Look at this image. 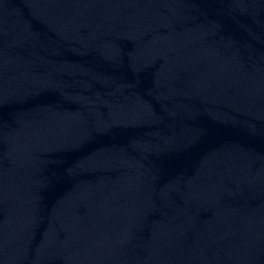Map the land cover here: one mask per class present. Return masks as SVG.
Listing matches in <instances>:
<instances>
[{
    "label": "water",
    "instance_id": "obj_1",
    "mask_svg": "<svg viewBox=\"0 0 264 264\" xmlns=\"http://www.w3.org/2000/svg\"><path fill=\"white\" fill-rule=\"evenodd\" d=\"M0 264H264V0H0Z\"/></svg>",
    "mask_w": 264,
    "mask_h": 264
}]
</instances>
